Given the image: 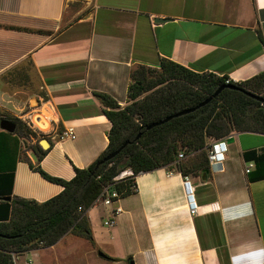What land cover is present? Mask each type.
Instances as JSON below:
<instances>
[{
  "label": "crops",
  "instance_id": "0c3cea01",
  "mask_svg": "<svg viewBox=\"0 0 264 264\" xmlns=\"http://www.w3.org/2000/svg\"><path fill=\"white\" fill-rule=\"evenodd\" d=\"M161 60L231 85L259 76L264 0H0V221L14 199L41 204L62 192L29 163L67 182L103 153L111 124L94 94L124 107L131 71ZM10 119L30 134L4 129ZM70 127L75 137L60 139ZM135 181L113 226L95 224L93 205L90 239L66 233L15 264H264V134L232 133L220 171L206 156L186 176L172 164Z\"/></svg>",
  "mask_w": 264,
  "mask_h": 264
},
{
  "label": "trees",
  "instance_id": "16d2710c",
  "mask_svg": "<svg viewBox=\"0 0 264 264\" xmlns=\"http://www.w3.org/2000/svg\"><path fill=\"white\" fill-rule=\"evenodd\" d=\"M135 69L150 68L137 66ZM135 69L130 73V83ZM159 71L180 77L175 83L174 94L166 91L156 102H153L154 98L146 96L143 100L134 101L131 106L121 107L106 94H94L103 106V115L111 124L107 134L108 146L87 169L75 168L73 179L66 182L52 178L38 164L33 166L29 163L33 171L62 186L63 190L41 204L23 199L12 200L10 217L0 221V264H14L12 255L19 256L39 249V242H44L43 247L52 246L69 230L77 232L75 234H84L90 239L85 212L93 206L102 187L112 185L122 198L135 194L136 190L130 189L129 181L114 182L113 179L126 168H131L137 175L174 164L177 159L175 142L178 139L194 143V150H202L206 147L204 137L219 140L237 132L264 134V104L231 89H223L216 99L193 113L146 130L145 127L151 123L194 108L217 88L224 86L226 80L213 74H197L166 60H161ZM183 75L193 77L191 82L193 85L198 84V89H189L181 82L184 81ZM205 76L208 80L202 81L201 77ZM256 83L264 88V73L236 86L257 94L254 92ZM130 89L132 87L129 84L128 99ZM137 89L138 92L133 93L131 99H136L139 91L143 90L138 86ZM261 95L264 98V92ZM136 114L140 118L136 119ZM10 120L21 124L17 119ZM138 135L140 137L136 140ZM125 142H129L128 145L115 158L98 164ZM205 160L206 156L202 157L199 164H193L195 170L201 169ZM176 165L184 176L192 172L186 170L185 166L179 167L178 163ZM79 207L81 212H78ZM15 217L19 219L17 222Z\"/></svg>",
  "mask_w": 264,
  "mask_h": 264
},
{
  "label": "rangeland",
  "instance_id": "374dc122",
  "mask_svg": "<svg viewBox=\"0 0 264 264\" xmlns=\"http://www.w3.org/2000/svg\"><path fill=\"white\" fill-rule=\"evenodd\" d=\"M78 7H80V6H77V8ZM159 68H150V69H146V70L135 69L133 78L131 79V83H130L132 89L129 90V99L127 100V105H124V107L131 106L134 101L143 100L146 96L154 98L153 102H156V101H158V98H160V95H164V93H166V91L171 92V94H174L175 83L177 82V80L179 79L180 76L171 75L168 73L161 72V71H159ZM183 76H184V81H181V82H184V84H186L189 87V89L190 88L192 90L198 89L199 85L198 84L193 85L191 82V80L194 79L193 77H190L187 75H183ZM196 80H198V78ZM201 80L206 81V80H208V78L206 76L201 77ZM137 86L141 87L143 90L139 91L140 94L138 95V97L136 99H131V95L133 93L138 92ZM254 92L259 94L260 96H262L261 95L263 93L262 86L257 84V87L254 90ZM134 117L136 119H138V118H140V115L136 114V115H134ZM12 123L17 127V131L21 135L27 136L30 133L28 128L23 123H21V124L18 122L17 123L12 122ZM127 132L128 131H126V134H127ZM223 139H225V138L216 140V139L204 137L206 147L202 150H194L193 149L194 143L189 144L188 141H186V140L183 141L181 139H178L175 142L176 151H177L176 152V156H177L176 158L178 159V154H180V153L183 154V158H181L177 162L179 167L185 166L186 170L188 169V170H191L192 172L195 171L193 164H199L202 160V157L204 158V156H207L209 149H210V144L214 143L215 141H221ZM107 209H109V208H107ZM94 210L95 211H93L92 214H93V217L95 220V224L96 225L99 224L103 228H107L103 225V222L106 219V217H105L106 213L103 212V206L101 204H96ZM15 220L17 222V220H19L18 217H15ZM68 233L75 234L77 232L69 230ZM38 246L43 247L44 242L43 243L39 242ZM22 255H24V253L20 254L19 256H22Z\"/></svg>",
  "mask_w": 264,
  "mask_h": 264
},
{
  "label": "built area",
  "instance_id": "2783aa9c",
  "mask_svg": "<svg viewBox=\"0 0 264 264\" xmlns=\"http://www.w3.org/2000/svg\"><path fill=\"white\" fill-rule=\"evenodd\" d=\"M225 85L231 84V81L229 79H226L224 81ZM264 92V88H263ZM37 118H34V122H32L30 125L31 126H36L37 125ZM74 136V130L73 128H68L66 131L63 133L62 137L60 139H73ZM232 138V136L226 137L225 139L221 141H215L213 144H211L209 152L207 154V159L209 163V168L212 171H220L221 170V164L224 160V155L227 151V141ZM181 158H183V154L180 153L178 154V159L176 160L179 161ZM176 164V163H174ZM252 168V165H248L247 168L245 169V173H248L250 169ZM173 173V170H171L168 174L171 175ZM138 175V174H137ZM135 173L131 168H126L122 170L117 177L113 179L114 182H130V189L131 190H136V176ZM134 180V182H132ZM183 188L185 191V194L187 196V200L189 202V211L192 213L195 212V204L193 202V195H192V189L190 187V182L188 181V178H184L183 182ZM121 194L112 187V185H106L102 187L101 193L98 196V198L95 200L93 205L96 204H101L104 208H109L108 209V216L106 220L103 222L104 226L111 227L113 226L115 219L117 216L122 214L123 210L119 206V202L121 200ZM82 209L79 207L78 212H81ZM17 259V256L12 255V260L13 263L15 264ZM25 264H29V262H26Z\"/></svg>",
  "mask_w": 264,
  "mask_h": 264
},
{
  "label": "water",
  "instance_id": "95a60500",
  "mask_svg": "<svg viewBox=\"0 0 264 264\" xmlns=\"http://www.w3.org/2000/svg\"><path fill=\"white\" fill-rule=\"evenodd\" d=\"M223 89H231V90H235V91H239V92H242L244 95L248 96L249 98L261 103V104H264V98L260 95H257V94H253L251 92H247V91H244L243 89L239 88L238 86L236 85H224V86H220L219 88H217V90H215L208 98H206L205 100H203L200 104H198L197 106H195L194 108H191V109H186V110H183L181 112H178L172 116H169V117H166L165 119L163 120H160L158 122H155V123H151L149 125H147L145 127L146 130H150L156 126H160V125H163L167 122H169L171 119L173 118H178V117H181V116H184V115H187V114H190V113H193L195 112L196 110L204 107L205 105L209 104L212 100L216 99L217 96L221 93V91ZM2 127L6 130H8L9 132H12L14 130V124L12 123H9V122H3L2 123ZM140 137V135H138L136 137V140ZM228 143H231L232 142V138H230L228 141ZM46 144L47 148L44 147L43 144ZM129 142H125L121 147H119L117 150H115L114 152L108 154L105 158H103V160L101 162H99L98 164H102V163H105V162H108L110 161L111 159L115 158L127 145H128ZM39 145L42 149H48L49 148V143L46 141V140H42L39 142ZM33 160L35 161V158L32 157ZM97 164V165H98Z\"/></svg>",
  "mask_w": 264,
  "mask_h": 264
},
{
  "label": "bare ground",
  "instance_id": "6f19581e",
  "mask_svg": "<svg viewBox=\"0 0 264 264\" xmlns=\"http://www.w3.org/2000/svg\"><path fill=\"white\" fill-rule=\"evenodd\" d=\"M43 145H44V147H45V148H47V146H46V144H45V143H44Z\"/></svg>",
  "mask_w": 264,
  "mask_h": 264
}]
</instances>
